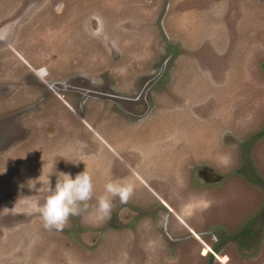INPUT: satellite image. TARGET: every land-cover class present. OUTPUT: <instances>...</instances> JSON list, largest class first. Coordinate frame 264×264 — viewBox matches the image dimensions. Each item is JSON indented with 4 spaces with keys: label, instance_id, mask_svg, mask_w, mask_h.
<instances>
[{
    "label": "rangeland",
    "instance_id": "obj_1",
    "mask_svg": "<svg viewBox=\"0 0 264 264\" xmlns=\"http://www.w3.org/2000/svg\"><path fill=\"white\" fill-rule=\"evenodd\" d=\"M83 169L45 228L27 182ZM0 171V264H264V0H0Z\"/></svg>",
    "mask_w": 264,
    "mask_h": 264
},
{
    "label": "clouds",
    "instance_id": "obj_2",
    "mask_svg": "<svg viewBox=\"0 0 264 264\" xmlns=\"http://www.w3.org/2000/svg\"><path fill=\"white\" fill-rule=\"evenodd\" d=\"M75 164L79 159H66ZM81 161V160H79ZM4 171V170H3ZM0 171V172H3ZM51 173V172H50ZM46 174L43 182L37 179L27 182V187L34 192L39 189L43 195L35 202L32 211L37 212L45 228L62 229L70 215H78L77 205L86 206V202L93 197V183L88 172L81 171L74 176L67 173H56L55 183L50 185ZM133 185L122 179H107L103 185V192L95 197L92 216L97 221H104L110 217L112 200L118 199L126 203L133 192Z\"/></svg>",
    "mask_w": 264,
    "mask_h": 264
},
{
    "label": "trees",
    "instance_id": "obj_3",
    "mask_svg": "<svg viewBox=\"0 0 264 264\" xmlns=\"http://www.w3.org/2000/svg\"><path fill=\"white\" fill-rule=\"evenodd\" d=\"M244 170H245V175H247V177H249L254 183H261L259 178H256L255 175L253 174V171L251 169L248 160L247 161L245 160V166L243 168V171Z\"/></svg>",
    "mask_w": 264,
    "mask_h": 264
},
{
    "label": "crops",
    "instance_id": "obj_4",
    "mask_svg": "<svg viewBox=\"0 0 264 264\" xmlns=\"http://www.w3.org/2000/svg\"><path fill=\"white\" fill-rule=\"evenodd\" d=\"M70 109V108H69ZM76 116H77V114H76ZM77 118H80V120L82 121V123H86L87 124V122L82 118V117H80V115H78L77 116ZM95 135H97V134H95ZM152 162H150L149 164H147V165H149L148 166V168H155L154 166H152V165H150ZM154 165V164H153ZM156 171H157V168H156ZM139 179V178H138ZM143 184H145L146 186H148V188H149V185L146 183V181H144L143 179H139ZM150 189V188H149ZM158 198V197H157ZM159 199V198H158ZM160 200V199H159Z\"/></svg>",
    "mask_w": 264,
    "mask_h": 264
},
{
    "label": "flooded vegetation",
    "instance_id": "obj_5",
    "mask_svg": "<svg viewBox=\"0 0 264 264\" xmlns=\"http://www.w3.org/2000/svg\"><path fill=\"white\" fill-rule=\"evenodd\" d=\"M177 217H178V216H177ZM177 217H176V218H177ZM178 218H179V217H178ZM178 218H177V220H178L181 224H183L184 222H183V220L181 219V217L179 218L181 221H180ZM185 227L188 228V226H185Z\"/></svg>",
    "mask_w": 264,
    "mask_h": 264
}]
</instances>
